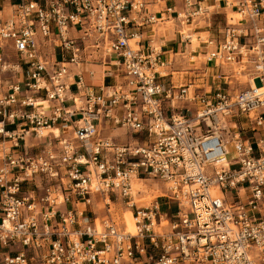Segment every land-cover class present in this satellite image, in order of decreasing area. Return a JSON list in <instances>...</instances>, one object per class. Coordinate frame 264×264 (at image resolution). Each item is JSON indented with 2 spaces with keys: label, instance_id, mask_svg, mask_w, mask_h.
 I'll return each mask as SVG.
<instances>
[{
  "label": "built area",
  "instance_id": "2783aa9c",
  "mask_svg": "<svg viewBox=\"0 0 264 264\" xmlns=\"http://www.w3.org/2000/svg\"><path fill=\"white\" fill-rule=\"evenodd\" d=\"M219 2L237 17L204 63L237 62L223 84L247 70L253 85L164 87L159 28L186 47ZM93 51L114 55L115 83L71 73ZM141 178L166 184L163 202L137 203ZM263 199L264 0H0V264H264Z\"/></svg>",
  "mask_w": 264,
  "mask_h": 264
},
{
  "label": "crops",
  "instance_id": "0c3cea01",
  "mask_svg": "<svg viewBox=\"0 0 264 264\" xmlns=\"http://www.w3.org/2000/svg\"><path fill=\"white\" fill-rule=\"evenodd\" d=\"M3 10L5 14H8L10 8L5 6ZM225 12H228V10L224 6L223 2H219L218 5L216 4V12L214 14H219V13L225 14ZM166 24H168V22ZM167 27L168 25H165V27H163L162 35H164V37L159 40L162 43V47L166 51V54L167 55L170 54V56L173 57V62L171 66L168 68L167 76L160 79V81L164 83V87L169 86L170 82H172V84L176 86L190 82L193 87L197 86L205 90H208L209 87L210 88L215 87L216 83L219 82L223 87H229L230 89L235 90L231 84L229 86H227L226 84H223V81L225 79L224 78L225 75L223 74L233 73V71L237 70L232 67L233 63L237 65L236 68L240 67V65L237 62L223 63L221 65L203 63V66L196 67L195 64L190 62V60L187 58L186 62H188L187 64L189 65H187L186 67L184 66L183 67L184 69H175L177 67L176 65L177 64V57H176L177 54L180 53L181 55L184 56L186 52H188V55L194 54L195 57H198L199 55H202L204 57L203 54L206 49H213L215 48V46L217 47V42L220 40L222 36L221 34L222 29L217 30L216 33H219V34H216V35L210 32V27H203V28L195 29L194 32L192 33H195V36H197L196 39L198 43H196V46L194 45V49H193L192 48L193 43L191 44L186 43L187 45L185 47L184 43L180 42L173 32H172L173 36H168L169 35L168 32H165L164 30ZM202 34H205V35H202ZM212 37L216 39V41L213 44L206 45L202 42ZM189 46L192 48V50H189ZM57 49H59V53L61 56L59 58L57 57L58 55ZM171 51L172 53H170ZM193 51H195V53ZM46 52L50 60L59 61L63 57L61 47L55 44L54 45L51 43L48 44L46 46ZM93 54L94 55L86 57L84 60L80 61L77 64H69V69L71 73L81 74L83 77L84 83L88 86L95 87V89L100 84L115 83L116 80L119 78L118 77L119 73H118L117 67L114 64V61H115L114 55L109 54L108 56L102 57V56H97L94 53V51H93ZM246 71L247 70H245L243 75L248 76ZM182 72L185 73L186 75L180 76V75L175 74V73H182ZM217 75L219 77L215 79ZM45 104L46 103H44V105ZM237 124L239 125V122H237ZM54 132L58 133L59 131L58 129H55ZM105 134L112 135L114 134V132L106 131ZM263 202H264V199H263Z\"/></svg>",
  "mask_w": 264,
  "mask_h": 264
},
{
  "label": "rangeland",
  "instance_id": "374dc122",
  "mask_svg": "<svg viewBox=\"0 0 264 264\" xmlns=\"http://www.w3.org/2000/svg\"><path fill=\"white\" fill-rule=\"evenodd\" d=\"M228 15H232L233 17H237L235 14H231L228 12ZM200 24H203V22H200ZM164 26H162L160 28V30L162 31L163 27H165V25H168L167 28H165V32H168V36H173V26L171 25V23H168V24H163ZM225 26V14L223 13H219V14H213L211 16V19H210V32L214 33L215 35L216 34H219V33H216L217 30L219 29H222V27ZM173 30V31H172ZM193 32V31H192ZM202 35H205V34H202ZM192 39H194L195 42H193V45H192V48L194 49V45L196 46V43L197 40H196V37L195 35H192ZM190 46H189V50L192 49ZM10 51V50H9ZM57 57H61L60 56V53H59V49H57ZM10 55L11 52H10ZM193 55V54H192ZM13 56V55H12ZM189 56L188 55V52H186V54L183 56L181 55L180 53L177 54V67L175 69H184L183 67L189 65L187 64L188 62L187 61V58L189 59ZM193 60L194 61V64L196 67H199V66H203V63H204V57L202 55H199L198 57H193ZM236 64L233 63L232 64V67L235 68V69H239V68H236ZM194 67V66H192ZM245 72V71H244ZM176 75H186L185 73H175ZM242 74V75H241ZM241 74H236L234 75V77L232 78V83L231 85L233 86V88L235 90H240V89H244L248 86V76L246 75H243L244 73L241 72ZM114 132V135L116 138V140L118 142H129L132 140V137L129 135V132H127L126 130L122 129V128H117V129H113L112 130ZM230 151H232V147L230 148ZM146 189L141 193L139 192V194L137 195L138 197V200H137V203L138 204H148L151 200L157 198L159 201L163 202L164 201V194L166 192V184L163 182V181H160L158 179H155V178H150V180L146 181ZM136 190H139L137 188H135ZM112 213H113V217L118 221L119 224H122L123 221H126V223L128 225H130V220H131V213L129 211L128 208L124 207V205H122L121 203H115L112 207ZM162 208L164 210L167 211V214L168 216H170L171 213H173L175 211V204H171L170 208L169 209H165L166 208V205H162ZM167 222V220H166Z\"/></svg>",
  "mask_w": 264,
  "mask_h": 264
},
{
  "label": "bare ground",
  "instance_id": "6f19581e",
  "mask_svg": "<svg viewBox=\"0 0 264 264\" xmlns=\"http://www.w3.org/2000/svg\"><path fill=\"white\" fill-rule=\"evenodd\" d=\"M193 35H195V34H193ZM196 40H197V39H196ZM193 42H195V41H194V39L191 38V43H193ZM248 81H250V85H253V82H252L250 79H248ZM42 103L44 104L45 102H42ZM55 129H56V128H54L53 131H55ZM226 148H227V150L230 151L231 144L228 143V144L226 145ZM227 152H228V151H227ZM229 153H230V152H228V156L231 155V153H230V154H229ZM148 180H150V179H149V178H141V179L135 180V181H134L135 188L139 189L140 192L142 193V192L146 189V185H147V184H146V181H148ZM129 211H130V210H129ZM130 213H131L130 225H128V224L126 223V221H123V222H124V224H125V228H126V230L129 231V232L134 233L135 228H134L133 216H132V212H131V211H130Z\"/></svg>",
  "mask_w": 264,
  "mask_h": 264
}]
</instances>
